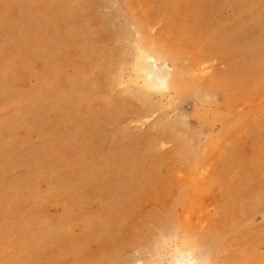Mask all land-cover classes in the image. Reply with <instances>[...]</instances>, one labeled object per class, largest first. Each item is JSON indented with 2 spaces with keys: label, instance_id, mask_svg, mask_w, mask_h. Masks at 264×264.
<instances>
[{
  "label": "rangeland",
  "instance_id": "rangeland-1",
  "mask_svg": "<svg viewBox=\"0 0 264 264\" xmlns=\"http://www.w3.org/2000/svg\"><path fill=\"white\" fill-rule=\"evenodd\" d=\"M194 259L264 264V0H0V264Z\"/></svg>",
  "mask_w": 264,
  "mask_h": 264
},
{
  "label": "bare ground",
  "instance_id": "bare-ground-1",
  "mask_svg": "<svg viewBox=\"0 0 264 264\" xmlns=\"http://www.w3.org/2000/svg\"><path fill=\"white\" fill-rule=\"evenodd\" d=\"M142 43V42H141ZM147 46V45H146ZM151 47V46H150ZM148 48V46H147ZM138 56H137V62L136 63V71L141 74L142 79L144 84L147 87H151V88H157L156 91H159L158 89L161 87L166 86V78L164 77V75L162 74V67L159 68L158 67V62H155L156 57H153V55H150L147 52V49L145 47H139L138 51ZM156 54V53H155ZM165 58V57H164ZM167 64V62L165 63ZM168 66V65H167ZM167 71V70H166ZM188 74V73H187ZM168 75V73H167ZM169 77V76H168ZM175 80V79H174ZM184 80V79H183ZM188 81V80H187ZM179 82V81H178ZM169 85V84H168ZM168 88V87H167ZM169 89V88H168ZM161 91V90H160ZM147 106V105H146ZM148 107V106H147ZM149 109V108H148ZM184 254V253H183ZM186 254V253H185ZM187 255V254H186ZM188 259V258H187ZM184 260V259H183ZM196 259H194V261L192 262H185V261H179L178 264H200L197 261H195ZM199 260V259H198ZM201 261V260H200Z\"/></svg>",
  "mask_w": 264,
  "mask_h": 264
}]
</instances>
